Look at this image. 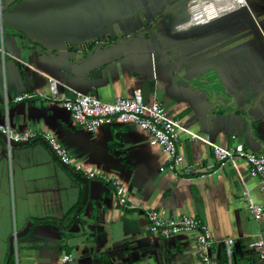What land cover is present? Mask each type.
Here are the masks:
<instances>
[{"label": "crops", "instance_id": "crops-1", "mask_svg": "<svg viewBox=\"0 0 264 264\" xmlns=\"http://www.w3.org/2000/svg\"><path fill=\"white\" fill-rule=\"evenodd\" d=\"M188 1L0 0V124L52 132L86 170L62 165L44 141L9 147L0 135V264L66 254L73 264H199L192 233L149 232L152 207L207 225L219 264H264L249 248L264 220L248 210L264 196L245 162L202 178L218 168L212 149L181 133L192 168L173 169L136 125L88 133L63 105L78 92L113 102L140 90L198 135L264 155V0L198 1L197 20H210L183 29ZM23 93L32 98L17 102ZM88 172L122 182L128 206Z\"/></svg>", "mask_w": 264, "mask_h": 264}, {"label": "built area", "instance_id": "built-area-1", "mask_svg": "<svg viewBox=\"0 0 264 264\" xmlns=\"http://www.w3.org/2000/svg\"><path fill=\"white\" fill-rule=\"evenodd\" d=\"M198 1L202 0L188 1V11L191 13V18L182 26L183 29H188L194 24L210 20H197V12L193 8ZM0 53L4 54L1 43ZM50 85L52 92L56 94L57 81L52 79ZM31 98V94L23 93L16 98V101L21 102ZM63 105L72 120L88 133H94L104 126L136 125L149 135L150 144L160 148L167 156L170 167L173 169L183 164L188 169L192 168L189 163L185 162L184 157L178 151L180 134H188L193 140L201 141L211 147L214 160L218 165L216 170L201 175L202 178L211 177L228 166L237 168L239 162H245L249 167L250 176L257 180L260 191L264 196V155L256 154L241 143L229 148L215 143L208 137L198 135L181 121L171 117L162 103L158 101L146 103L140 90H134L130 96L119 97L113 102H104L93 94L78 92L74 98L66 99ZM0 135L7 138L9 147H11L9 143L11 141L21 145L44 141L62 165L72 167L76 172H86L81 164L74 161L70 151L50 131L33 129L18 131L13 130L6 123L0 124ZM88 175L90 178H98L112 187L118 206L123 208L128 206L127 190L122 182L102 173L88 172ZM248 210L253 220L257 222L264 220V205L249 200ZM148 230L153 235L166 239L182 233H192L195 239L199 264H219L211 253L215 238L210 228L194 216L183 214L169 217L165 209L152 207L148 213ZM223 243L227 248H232L236 240L227 238ZM249 248L255 251L264 262V236L250 244ZM74 261L75 259L72 255L66 254L62 258L61 264H73Z\"/></svg>", "mask_w": 264, "mask_h": 264}, {"label": "water", "instance_id": "water-1", "mask_svg": "<svg viewBox=\"0 0 264 264\" xmlns=\"http://www.w3.org/2000/svg\"><path fill=\"white\" fill-rule=\"evenodd\" d=\"M3 138H4L5 142L8 143L7 138H5V137H3ZM9 143H10L11 147H15V146H20V145H21V144H19V143H15V142H13V141H11V142H9ZM31 225H32V223H29V225H28L27 228L23 231V233H21V235H25V234L29 231ZM13 253H14V248L11 250V254H13Z\"/></svg>", "mask_w": 264, "mask_h": 264}, {"label": "trees", "instance_id": "trees-1", "mask_svg": "<svg viewBox=\"0 0 264 264\" xmlns=\"http://www.w3.org/2000/svg\"><path fill=\"white\" fill-rule=\"evenodd\" d=\"M68 216H70V214H69ZM37 222H38V223H48V222H50V221H49V220H41V221H37ZM67 222H68L67 225H70V223L72 222V221H71V218H69Z\"/></svg>", "mask_w": 264, "mask_h": 264}, {"label": "bare ground", "instance_id": "bare-ground-1", "mask_svg": "<svg viewBox=\"0 0 264 264\" xmlns=\"http://www.w3.org/2000/svg\"><path fill=\"white\" fill-rule=\"evenodd\" d=\"M242 4H245V1H243ZM213 11H214V10H212V11L210 12V15H214V14H213Z\"/></svg>", "mask_w": 264, "mask_h": 264}]
</instances>
